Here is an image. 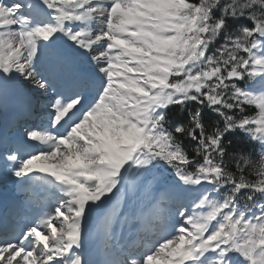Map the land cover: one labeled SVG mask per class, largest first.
I'll use <instances>...</instances> for the list:
<instances>
[{"label":"snow or ice","instance_id":"6c2138e0","mask_svg":"<svg viewBox=\"0 0 264 264\" xmlns=\"http://www.w3.org/2000/svg\"><path fill=\"white\" fill-rule=\"evenodd\" d=\"M240 18L251 26L230 30L228 21ZM222 34L224 43L209 55ZM62 39L82 54L97 49L95 74L86 78L95 91L55 98L47 127L27 133L32 151L7 155L13 176L41 174L61 195L19 235L0 237V264H89L85 219L103 214L124 182L159 164L171 166L187 188L231 190L221 200L201 195L195 207L206 211L199 214L181 206L176 234L119 264H264V204L249 217L238 203L245 189L247 201L264 197V153L255 161L238 154L239 178L223 162L225 137L236 130L264 148V0H0V86L19 76L46 89L35 61L62 64ZM188 101L207 102L222 126L206 132L197 109L187 126L169 130L166 110ZM244 105L255 113L237 118L224 111L243 112ZM182 135L197 142L202 163L190 160L177 140ZM250 165L255 182L243 175Z\"/></svg>","mask_w":264,"mask_h":264},{"label":"trees","instance_id":"16d2710c","mask_svg":"<svg viewBox=\"0 0 264 264\" xmlns=\"http://www.w3.org/2000/svg\"><path fill=\"white\" fill-rule=\"evenodd\" d=\"M193 2H198V0H193ZM240 24H245L249 27L251 26V23L244 18H240L235 21L230 19L228 21L230 30H234ZM222 43H224L223 34L213 44L210 45L208 49V54L212 55ZM173 79L176 78L174 77ZM230 83H235V81H232ZM229 93L230 90L229 92L225 93V99L228 98ZM197 109H199L201 112V122L204 124L206 132L211 131V129L217 124L222 126L223 117L218 116L216 112H214L211 108H209L207 106V102H205L204 105H201L194 101H188L184 105L169 106V108L166 110L169 116V122L168 125H166V127H169V130H171V125L173 123H183L185 126H187L189 114L196 111ZM243 109H244L243 112H241L240 109H234V110L225 109L224 111L226 112L227 115H234L237 118L241 116H251L256 111L254 106H248V105H244ZM177 140L181 144L183 150L189 156L190 160H195L197 162L202 163V159L195 155L196 144H197L196 141L191 140L186 135L177 136ZM224 147L227 150L226 155L223 158L224 166L237 178H239L241 175V171L238 168L236 162L238 158V154L244 153L245 155L251 157L253 161L258 159V157L255 155L256 151L255 148H253V142L248 138V136L244 132L240 130H236L235 132L230 133L225 137ZM195 167H196L195 163L186 166L188 171H193ZM243 175L245 179L250 182H255L256 180L259 179V177L256 174V170L251 165L244 168ZM218 189L219 191H222L227 195L231 190V185L225 187H218ZM244 191L249 192V190L247 189L242 190L239 197L245 195Z\"/></svg>","mask_w":264,"mask_h":264},{"label":"bare ground","instance_id":"6f19581e","mask_svg":"<svg viewBox=\"0 0 264 264\" xmlns=\"http://www.w3.org/2000/svg\"><path fill=\"white\" fill-rule=\"evenodd\" d=\"M29 81H30V80H27V79L24 80L25 83H26V82H29ZM25 86H26V85H25ZM3 96H4V95L0 92V97L3 98ZM129 180H130V179H129ZM126 183H127V182H126ZM132 183H134V182H130V181H129V182L127 183V186H128V185H131ZM131 186H132V185H131ZM125 188H126V185H125V183H123V184L121 185V187H120V190L125 189ZM132 188H134V186H132ZM120 190H119L118 192L114 191V193H115V194H118V195L120 196V195H122V192H120ZM111 203H112V200L110 201L109 204L111 205ZM91 219H92V214H90V215L88 216V218L85 219V221H84V225L88 224V223L91 221ZM174 234H176V233L173 232L172 235H174ZM170 236H171V235H170Z\"/></svg>","mask_w":264,"mask_h":264},{"label":"rangeland","instance_id":"374dc122","mask_svg":"<svg viewBox=\"0 0 264 264\" xmlns=\"http://www.w3.org/2000/svg\"><path fill=\"white\" fill-rule=\"evenodd\" d=\"M23 78V77H22ZM138 182L135 183V185L137 184Z\"/></svg>","mask_w":264,"mask_h":264}]
</instances>
